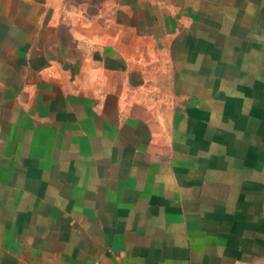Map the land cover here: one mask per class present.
<instances>
[{"label": "crops", "instance_id": "0c3cea01", "mask_svg": "<svg viewBox=\"0 0 264 264\" xmlns=\"http://www.w3.org/2000/svg\"><path fill=\"white\" fill-rule=\"evenodd\" d=\"M264 259V0H0V264Z\"/></svg>", "mask_w": 264, "mask_h": 264}, {"label": "rangeland", "instance_id": "374dc122", "mask_svg": "<svg viewBox=\"0 0 264 264\" xmlns=\"http://www.w3.org/2000/svg\"><path fill=\"white\" fill-rule=\"evenodd\" d=\"M258 264H264V259L261 262H259Z\"/></svg>", "mask_w": 264, "mask_h": 264}]
</instances>
